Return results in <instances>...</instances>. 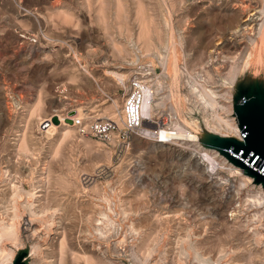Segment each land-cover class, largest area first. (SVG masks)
I'll return each mask as SVG.
<instances>
[{
    "label": "rangeland",
    "instance_id": "374dc122",
    "mask_svg": "<svg viewBox=\"0 0 264 264\" xmlns=\"http://www.w3.org/2000/svg\"><path fill=\"white\" fill-rule=\"evenodd\" d=\"M261 26L264 0H0V168L12 175L9 180L0 173V204L5 206L0 207V227L12 225L9 233L0 229L5 256L0 264L20 252L26 253L25 264L41 263L39 250L51 251L52 225L65 227L71 248L85 250L73 258L67 251L68 264H85V257L90 264H160L162 252L173 257L171 264H264L258 253L249 258L236 247L222 253L229 245L220 247L211 232L202 233L206 223L224 225L205 212L220 208L223 192L235 193L241 182L226 167L214 163L221 175L207 178L211 182L205 190L187 188L182 174H201L189 158L212 171L203 152L135 136L123 156L114 151L113 139L104 144L80 136L74 126L64 136L63 125L52 116L73 106L81 109L84 121L111 119L121 125L122 83L139 67L150 66L156 98L165 97L157 124L177 115L190 129L231 136L222 129L210 132L206 124L212 125L213 112L202 104L201 93L214 90L227 104L229 89L232 112H219L231 119L238 88L264 87ZM235 55L240 58L232 62ZM231 66L237 73L230 88ZM48 116L53 129L42 123ZM201 141L224 165L235 167L208 140ZM171 189L180 197L175 204ZM249 189L264 197V186L254 178ZM31 193L42 195L32 208L25 204ZM248 212L234 224L251 225ZM186 238L207 262L191 251L177 256L188 246Z\"/></svg>",
    "mask_w": 264,
    "mask_h": 264
},
{
    "label": "bare ground",
    "instance_id": "6f19581e",
    "mask_svg": "<svg viewBox=\"0 0 264 264\" xmlns=\"http://www.w3.org/2000/svg\"><path fill=\"white\" fill-rule=\"evenodd\" d=\"M249 18L250 17H248L247 19H249ZM258 30H259V33H260L263 41H264V28L261 26L260 29L258 28ZM263 50H264V48H263ZM261 52L262 51L259 52V57L260 58L262 57L261 54L263 53V52L262 53ZM239 56L235 55L234 57H232L230 59H232V62H235ZM259 57H257V58H259ZM249 58H250V56H249ZM257 58H256V60H257ZM234 67L231 66L229 68V71H228V80H229L230 88L232 87V84H233L234 79H235V75L237 73L235 71ZM236 70H237V67H236ZM113 75H115V77L117 76V79L118 78L120 80L124 79V75L121 74V73L117 74V73L114 72ZM228 90L229 89L226 90L227 91L226 94L228 95L227 104L226 103H222L221 104L219 102V100L216 97V95L218 93L216 94L214 92V90L209 89L208 93H207V91L202 90L201 95H203V97H204L203 98L204 100H203L202 104L206 105V106H209L212 109V112H213L212 125L210 126L209 123H207L206 125H207V127L209 128V130H210V132L212 134H219L220 132L218 130L222 129V130H224V131H226L228 133L229 132L232 133L233 135L228 136L227 134H220L221 137H233V138L237 139L238 141L243 142L244 141L243 140V132L239 129L237 123L235 122L236 121V118H234L235 116L232 117L231 119H228V118H225V117L221 116V114L219 112V110H222V109H224V111H226V112H232V104H230V98L231 97H230V93L228 92ZM164 100H165V97L156 98L154 96V94L149 95L146 98V100L143 102V105H142L143 114L146 117H149L151 119L152 118L156 119V115L158 114V113L156 114V112H157V110L159 108H161L165 104ZM67 104H69V103H67ZM63 106H65V105H63ZM110 108L111 107H109L108 109H110ZM80 110L81 109L79 107L77 108V107L69 106V108L67 109V111L64 114H62V115L53 114L52 115V116H56L57 117V121L61 122V124L63 125V129L62 130H64L65 132H64V134L62 132V134L64 136L68 135V133L71 131V129H69V128H71L73 126L69 122V121H71L70 119L74 115H79L80 116L81 115L80 114ZM51 117L43 119L42 123L45 124L47 122L46 125H48L49 128L53 129L56 126H54L55 124L53 125V121L51 120ZM168 126L170 127V128H168L169 130H167L166 132L163 133L164 138L166 140H169L168 141L169 143H167V144L176 143V144H180V145H186L189 148L191 147V149L194 150V151L198 150V152H203V156L208 161V164H210L212 166L211 169H212L213 172H214V169L216 168L214 163L217 162V165H220V167H219L220 169L223 168L222 166L226 167L227 171L232 175V177H238L240 179V181H241L240 184L237 186L235 193L232 194L230 192H227V193L225 192V195H224V192H223V196H224V202L223 203L224 204L220 208H217V207L213 206V207L208 208L207 212H205V215H207V214L208 215H212L214 213L212 215V216H214L213 218L215 220L221 219V221L224 223V225H208V223H206L207 225H203V227H204L203 229L204 230H202L203 231L202 233H206L208 231L211 232L210 233V234H212L211 237L218 239V241H219L218 245L220 247H223L224 245H229V247L226 249L227 251H225L224 248H221L219 250L222 253H226L228 251L232 252L231 249L233 247H236L237 249H239L240 255L248 254L249 258H251V256L254 255V253H258L257 256L258 257H262V259L264 260V197H262V193L261 192L260 193L258 191L254 192V191L249 189V187L252 184V176L246 175V173L244 172V169L242 167H240L239 165L235 164V167H232L231 165H229L227 167V165L223 164L224 160H220L219 161L217 159V157L214 156V154L215 155L217 154L215 151H212L211 148H206L204 145H202L203 143H202L201 140L202 139L208 140L210 136L208 134H206V133L200 132L199 130L188 128V123L186 121L178 118L177 115L175 116L174 119L171 118L170 122L168 123ZM49 128H48V130H49ZM167 144H161V146H164V145H167ZM230 155L231 156L235 155L237 158L238 157L239 158L243 157L244 158L243 161H245V159H246V156H243V154H240V153L232 154L230 152ZM247 157H249V156L247 155ZM239 160H241V159H239ZM187 161H188L189 165H193V167H195L194 169L197 170V171L199 170V172L201 173L200 175L196 176V175H194L195 174L194 172L192 173V171H191L192 169H191L190 170L191 172H184L182 174L184 185L187 188H192V189H195V190L203 191L207 187L210 186V182H211L210 180L213 179V175L215 173H217L218 175H221L220 171H219L220 169H216V171L213 173L211 170L209 171L208 169H206L204 167V164L200 163L199 161L197 162L196 159L194 161V160H191L189 158V160H187ZM250 161H251V159L248 160V166L249 167H251V166L252 167H257L259 171H263L264 172V169H262L264 162H261V164H259V160H257L255 163L251 164ZM244 164H247V163H244ZM189 168H191V167H189ZM0 171H1L0 173H4L5 174V179H9L10 180V178H8V177L9 176L11 177L12 175H10L11 173L9 172L7 167L0 168ZM197 171H196V173H197ZM262 174L264 175V173H262ZM203 175H206V179L202 178ZM16 178H18V177H16ZM207 178H210V180H208ZM6 183H7V181H6ZM229 183L230 182L227 179L224 181L225 185H229ZM12 184H10V186H13ZM172 190L173 189H171V191ZM37 191L40 192V190H37ZM169 193H170V191H169ZM244 193H246L245 196H244ZM28 196L30 198V202L28 201L25 204L28 207L32 208V206H33V204L35 202V198H39L42 195L41 194L31 193ZM9 198H11V197H9ZM170 198H171V201H170L171 204L177 203L178 200L180 201V197L176 196V192L175 191L171 192V197ZM32 199H34V201ZM210 203H212V202H210ZM0 207L3 208L5 206H2V204H0ZM12 207L13 208L17 207V203H14ZM33 209H34V207H33ZM3 210H4V208H3ZM248 211H251V213H252L250 216H248V219L250 221H252L253 223H251V225H235L236 222L241 217L245 216V213H249ZM6 213H8V212H6ZM203 215H204V213L202 214V216ZM232 224H234V225H232ZM52 226L53 227L50 230L51 233H52V237H49L48 240H47L48 243L51 246L50 247L51 251L44 252V250L43 251L39 250L40 253H42V258H41L42 260L40 261L41 263H39V264H68V262H67V258L68 257H66V256H68L69 253L72 256V258L77 256V255H79L80 253H85V250L83 249V247L80 248V246H78L77 250H75L74 248H71V246H69V243L67 244L66 239H65V236H66L65 230L66 229L64 230L65 227L63 225H58L57 227H56V225H52ZM9 227L11 229L12 225L11 226L10 225H7V226L6 225H2V227H0V229H3L2 233L4 231L9 233L10 232V230H8ZM11 233H13V232H11ZM239 233L242 234V237L241 238H235L236 234H239ZM32 235L33 236L35 235V231L32 233ZM193 235H195V234H193ZM3 236H5V235H3ZM3 236H1V237H3ZM60 237H61V239L59 240V243H58V245H59V250L58 251L59 252H57L56 251V249H57L56 247L57 246L55 245V243H57V241H58V239ZM177 237H178V235H177ZM185 240H187V238ZM180 241H182V240H180ZM122 242H123V240H122ZM187 242H188V246L179 249L178 255L175 254V253H174V255H177L181 259L184 256L186 257L188 252L191 251L193 253V256L195 257V259H198L199 261H202V262H207V260H205V259L200 257L199 253L195 249L196 247L194 248V246L191 244L192 242H190L189 240H187ZM177 244L180 245L179 243H177ZM250 245H251V247H250ZM173 246H174V244H173ZM39 248L40 247L38 245L34 246V249H36V250L39 249ZM46 248H48V247H46ZM46 248H43V249H46ZM3 250H4L3 248H0V261L2 260V258L4 260V257H5L4 255H3L4 257H2ZM171 251H174V250H171ZM171 256H172V254H171ZM159 257L160 258L158 260H159L160 264H171L170 262L173 261L172 260L173 257L168 258L167 252H162L161 256H159ZM178 257L176 259H178ZM90 262L92 263L90 257H85L84 258V263L85 264H90ZM10 263H11V261H9L7 264H10Z\"/></svg>",
    "mask_w": 264,
    "mask_h": 264
},
{
    "label": "built area",
    "instance_id": "2783aa9c",
    "mask_svg": "<svg viewBox=\"0 0 264 264\" xmlns=\"http://www.w3.org/2000/svg\"><path fill=\"white\" fill-rule=\"evenodd\" d=\"M155 71L150 66L139 67L133 71L124 87L123 102L120 109V124L111 119L84 121L82 116L74 115L70 120L80 136H93L99 142H116L114 151L124 154L129 149L133 138H154L155 143L167 144L163 133L169 130L167 117H162L160 124L154 118L146 117L142 111L143 102L149 95L156 97ZM114 136V137H112Z\"/></svg>",
    "mask_w": 264,
    "mask_h": 264
},
{
    "label": "water",
    "instance_id": "95a60500",
    "mask_svg": "<svg viewBox=\"0 0 264 264\" xmlns=\"http://www.w3.org/2000/svg\"><path fill=\"white\" fill-rule=\"evenodd\" d=\"M233 109L236 123L243 132L244 141L214 135L209 137L207 144L217 149L228 161L243 167L245 173L254 178V183H261L264 186V175L261 171L244 164L235 155H230V152L248 155L251 164L257 160L260 164L264 162V87L256 85L238 88L233 98ZM25 256V252H20L10 264H25L23 262Z\"/></svg>",
    "mask_w": 264,
    "mask_h": 264
}]
</instances>
